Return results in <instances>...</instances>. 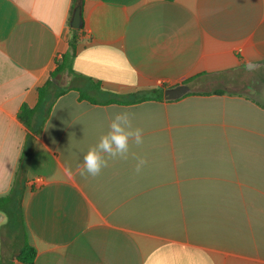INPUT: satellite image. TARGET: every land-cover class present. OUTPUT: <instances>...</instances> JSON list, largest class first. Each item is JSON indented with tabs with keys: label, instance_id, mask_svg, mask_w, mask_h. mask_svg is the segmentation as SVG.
<instances>
[{
	"label": "crops",
	"instance_id": "1",
	"mask_svg": "<svg viewBox=\"0 0 264 264\" xmlns=\"http://www.w3.org/2000/svg\"><path fill=\"white\" fill-rule=\"evenodd\" d=\"M74 3L0 0V197L27 149L33 264H264V90L257 99L238 89L264 64V0H84L78 32ZM74 36L56 80L63 93L28 140L21 108L36 107ZM91 82L121 96L190 92L107 105ZM118 112L143 130L131 151L146 166L137 174L130 155L81 176ZM6 222L0 212V230ZM1 253L0 239V264Z\"/></svg>",
	"mask_w": 264,
	"mask_h": 264
},
{
	"label": "trees",
	"instance_id": "2",
	"mask_svg": "<svg viewBox=\"0 0 264 264\" xmlns=\"http://www.w3.org/2000/svg\"><path fill=\"white\" fill-rule=\"evenodd\" d=\"M83 1L75 0L74 8L79 4L82 6ZM73 31L78 32L75 29ZM76 42L77 37L74 36L70 42L69 53L64 54L62 60L56 63V69L51 73L50 79L43 87L39 88V99L36 107L30 109L24 105L21 108L19 118L30 131L28 140L41 136L56 100L63 93L56 80L73 59L76 51ZM91 85L93 86L94 92L108 96V101L103 103L107 105H133L147 101H161L166 99L165 92L168 90V88L152 89L121 96L102 91L99 84L91 82ZM217 93L222 94L225 92L217 91ZM80 99L87 100L92 104L97 103L96 99L94 100L89 97L87 91H80ZM28 162L29 153L26 149L22 155L11 192L5 197H0V212L5 213L7 217V222L0 230L2 264H14V261L21 264H33L37 256L36 250L29 243L22 206Z\"/></svg>",
	"mask_w": 264,
	"mask_h": 264
},
{
	"label": "clouds",
	"instance_id": "3",
	"mask_svg": "<svg viewBox=\"0 0 264 264\" xmlns=\"http://www.w3.org/2000/svg\"><path fill=\"white\" fill-rule=\"evenodd\" d=\"M143 130L134 127L128 112H118L108 125V131L99 137L94 146H90L83 155V163L78 166L81 176L95 178L109 161L128 160L131 155L136 161L134 171L139 174L147 164V159L131 151L132 146L143 144Z\"/></svg>",
	"mask_w": 264,
	"mask_h": 264
},
{
	"label": "rangeland",
	"instance_id": "4",
	"mask_svg": "<svg viewBox=\"0 0 264 264\" xmlns=\"http://www.w3.org/2000/svg\"><path fill=\"white\" fill-rule=\"evenodd\" d=\"M243 76H245L243 74ZM246 79L242 81V89L241 91L246 94L252 95L254 98L260 99V94L264 90V64L256 67L255 70H251L246 73ZM259 93V94H258ZM98 99H102L100 95L97 97Z\"/></svg>",
	"mask_w": 264,
	"mask_h": 264
},
{
	"label": "water",
	"instance_id": "5",
	"mask_svg": "<svg viewBox=\"0 0 264 264\" xmlns=\"http://www.w3.org/2000/svg\"><path fill=\"white\" fill-rule=\"evenodd\" d=\"M83 26V19H82V8L81 4H79L73 14L72 22H71V27L72 29L75 30H80ZM190 92V89L186 85H181L176 88L168 89L165 92V97L168 100H178L185 95H187Z\"/></svg>",
	"mask_w": 264,
	"mask_h": 264
}]
</instances>
